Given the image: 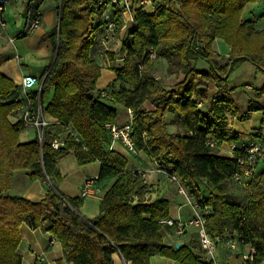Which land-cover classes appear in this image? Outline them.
<instances>
[{
	"label": "trees",
	"instance_id": "trees-1",
	"mask_svg": "<svg viewBox=\"0 0 264 264\" xmlns=\"http://www.w3.org/2000/svg\"><path fill=\"white\" fill-rule=\"evenodd\" d=\"M55 1L51 64L39 79L41 90L30 94L34 104L70 126L74 135L61 138L64 145L57 149L51 146L54 134L45 129L41 140L36 135L22 142L20 131L26 126L9 118L21 101L20 86L0 72V264H21L17 247L22 222L52 233L61 244L63 258L73 264H115L113 253L130 264H147L153 252L181 264H203L186 245L164 244V225L158 220L169 216V201H146L140 174L127 171L126 158L111 149L104 127L118 115L111 102L131 108L136 148L173 173L201 206L210 207L207 231L221 240L235 238L236 245H251L253 264L264 261V165L247 186H237L232 182L236 158L217 154L218 148L205 142L211 135L241 144L231 134L226 116H235L238 109L227 83L243 62L264 75V26H254L261 14L253 18L252 11L246 13L249 4L264 0H153L154 10L137 11L136 26L124 38L126 56L115 69L116 91L95 87L99 70L90 53L96 37L101 38L96 22L92 23V0ZM216 39L228 46L226 58L212 49ZM149 47L155 58H144ZM157 57L166 60L168 72L182 76L168 89L150 74ZM198 61L207 62L208 69L192 64ZM209 81L217 90L201 106L206 92L202 85ZM253 87L255 99L248 101L240 120L252 111H264V102L258 101L264 99V83ZM146 101L151 109L144 108ZM168 113L183 132H169ZM69 152L79 164L100 162L96 180L117 176L100 199L94 218L80 214L79 200L64 197L67 204L59 193L62 175L56 163ZM18 169L27 170L30 179L48 178L50 185L42 199L30 201L7 193Z\"/></svg>",
	"mask_w": 264,
	"mask_h": 264
},
{
	"label": "crops",
	"instance_id": "crops-1",
	"mask_svg": "<svg viewBox=\"0 0 264 264\" xmlns=\"http://www.w3.org/2000/svg\"><path fill=\"white\" fill-rule=\"evenodd\" d=\"M28 0H8L4 10V19L6 27L0 34V72L11 78L17 85L25 74H32L41 79L47 72L53 55V32L57 25L56 3L55 0H35L42 10L39 26L31 33L25 36H18L22 30L27 15ZM111 40L108 44L110 52L106 53L104 45L96 37L94 46L90 53V58L98 67L99 74L95 81L96 90H110L114 88L115 69L120 67L123 62L120 60L124 51V38ZM114 43L117 44L118 51H114ZM226 53L225 55H227ZM118 61L117 63H115ZM120 61V62H119ZM173 75V74H172ZM175 75V74H174ZM264 80V79H262ZM264 83L261 81V84ZM52 92L47 94V101L50 100ZM118 112L117 119L126 121V107L122 104L111 102ZM126 113V114H125ZM42 116L47 124L44 129L54 134L55 137L65 138L72 129L70 126L63 125L48 114L42 111ZM12 121L20 119V113L14 112L9 116ZM229 128L232 135L238 137L239 143H246L251 138L261 139L264 137L262 126L257 122L264 121V111H252L245 120H240L234 116L229 118ZM173 115H166L167 128L170 133L179 132L182 129L176 123L172 122ZM237 125L234 127V123ZM119 122V123H122ZM237 126V128H236ZM254 129L252 131L251 129ZM183 130V129H182ZM257 131V132H256ZM74 133V132H73ZM37 135L33 127H23L20 131V140L27 142ZM111 149L126 158V170L137 172L145 185L146 201L150 202L157 198H165L169 201V217L186 219L192 214L191 207L186 203L185 197L178 192V184L170 176L158 168L146 153L138 150L137 153L129 152L121 142L111 143ZM217 154L230 156L226 144L220 146ZM73 157L75 162L66 161L65 158ZM86 165H93V168H86ZM56 166L62 175L58 183L59 193L66 198L79 200V212L87 218H94L99 213V202L105 192L114 183L117 176L98 178L93 182L94 188L99 190L98 194L80 196L82 184L85 179L98 177L101 164L98 160L79 164L73 152L60 157ZM261 166H258L259 169ZM50 182L47 177L30 179L28 171L18 169L13 171L12 182L7 193L11 196H20L30 201H39L44 197ZM209 195L208 192H204ZM240 198V197H239ZM163 242L166 245L182 242L188 249L198 256V260L203 263V252L194 228H190L182 235H176L171 227H162ZM20 242L17 247V253L21 257V264H73L63 258L60 242L56 237L47 231L34 228L28 222H22L19 227ZM247 251L245 245H236L231 248L226 240L218 241L216 245V257L221 264H247L242 253ZM115 264H121V257L118 253L112 255ZM130 264V262H127ZM147 264H181L173 259L164 257L157 252H153ZM259 264H264L262 261Z\"/></svg>",
	"mask_w": 264,
	"mask_h": 264
},
{
	"label": "built area",
	"instance_id": "built-area-1",
	"mask_svg": "<svg viewBox=\"0 0 264 264\" xmlns=\"http://www.w3.org/2000/svg\"><path fill=\"white\" fill-rule=\"evenodd\" d=\"M7 1L0 0V34L6 27L3 14ZM35 3V0L27 1L26 19L18 36L28 35L39 26L42 10ZM92 4V23L96 22L98 32L100 33L99 38H101V42L105 48H108L107 42L111 38L115 40L123 36V34L128 35L130 33L131 29L136 26L135 13L137 11L151 13L154 10L153 0H92ZM118 23L120 24L119 28ZM125 56L126 52H123L120 60L123 61ZM155 57L156 53L152 47H149L144 53V58L146 59ZM19 86L21 101L12 111L19 112L23 126L33 127L37 132L38 138L41 140L42 132L47 122L42 116L40 104H34L30 94V91L33 89L41 90L39 79L32 74H25L22 76ZM106 94V91L102 92L103 96H106ZM126 110L128 118L126 121L122 123L107 121L104 123V127L110 136L111 143L119 141L129 152L134 154L138 152V149L132 137V110L131 108H126ZM70 133L74 135L73 132ZM205 142L209 147L219 148L223 144L227 145L230 156L236 158L238 165L237 170L232 176V182L240 187L248 185L255 174L259 161L264 159V141L261 139L251 138L248 142L238 145L227 137L220 140L209 135L206 137ZM63 145V139L58 137H55L51 142V146L54 149ZM158 168L166 172L178 184V192L185 197L186 203L192 209V214L186 219H176L168 216L159 218L158 221L164 226L171 227L176 235H182L190 228H194L203 252V264H221L216 257V245L221 240V237L211 235L206 229V217L210 214V207L201 206L194 197L188 195L173 173L159 165ZM96 178L84 180L80 196L98 194L99 190L94 188L93 185ZM62 200L68 204L64 197H62ZM226 241L231 248L236 247L237 242L235 238L230 237ZM245 246L247 247V251L242 253V258L247 264H253L254 248L249 244ZM121 264H127L122 257Z\"/></svg>",
	"mask_w": 264,
	"mask_h": 264
},
{
	"label": "rangeland",
	"instance_id": "rangeland-1",
	"mask_svg": "<svg viewBox=\"0 0 264 264\" xmlns=\"http://www.w3.org/2000/svg\"><path fill=\"white\" fill-rule=\"evenodd\" d=\"M55 3H56V1H55ZM246 8H247L246 13H248L249 11H252V13H250V16H252L253 18L255 16H257L258 14H261V16L259 15L255 19L256 21L258 20V18L260 20L258 22L255 21L254 26L258 27V28H261L262 26H264V2L249 4ZM121 32H123V31H121ZM122 38H123V36H122ZM122 38L120 37V39H122ZM120 39H118V40H120ZM111 40H114V38H111L109 41L111 42ZM119 46H117V44L114 43V51L115 52L118 51L117 49ZM212 49L217 54H220V55L222 54V56L224 58L227 57L228 54L227 55H225V54L228 53V51H229L226 43L220 39H216L213 42ZM117 62L118 61H116L115 63H117ZM192 64H194V66H196L197 68H201V69H205V70L208 69V63L205 61H198V62H195ZM150 74L154 75L155 78H157L158 81L162 84V86H164V88H167V89L172 87L173 84L177 80L182 79L181 75H174V74L172 75L170 72L167 71L166 60L162 57H157L153 61L151 68H150ZM115 76H116V74H115ZM262 79H264V75H262L261 72L257 71L255 69V67L249 62L241 63L233 72L230 73L229 81L227 84L229 86L228 88H230V95L232 96L236 106L238 107L237 112L235 113L236 118L240 119V116H242V114L247 113L246 112V106H247L248 101H250L251 99L252 100L255 99L254 98L255 96L253 94V88H254L253 86H256V87L260 86L261 81L264 82V80H262ZM117 87L119 88V84L117 82H114L115 91L117 90ZM202 87H203V89L206 90V92H205V99H203L201 106H203V103L206 104L211 99L213 93L217 90L213 81H209L205 85L203 84ZM258 101L262 103V102H264V99L260 98V99H258ZM114 104H116V102ZM117 104H120V103H117ZM199 105H200V103H199ZM144 108L145 109H151L152 105L146 101L144 103ZM126 113H127V110H126ZM226 116L230 120H232V118H234V116L231 115L230 113H227ZM125 117H123V119H125ZM123 119H120V118L117 119L116 118L115 122H118V123L122 122ZM257 123H258L257 124L258 126H262V133H264V121L261 122L260 120H258ZM235 125H237V121H235L234 127H235ZM237 126H236V128H237ZM251 130L255 132V130L253 128ZM179 132H183V130L179 129ZM230 138L232 139V136ZM65 159H66L65 162L72 160L73 162H75V164H77L76 161L74 160V158L71 156L67 157ZM261 165H264V159L259 161L257 167L261 166ZM86 168H93V165H86ZM256 173H255L253 178H257ZM201 189H202L203 195H205L204 192H207L206 189L202 185H201ZM145 199H147V198L145 197Z\"/></svg>",
	"mask_w": 264,
	"mask_h": 264
},
{
	"label": "water",
	"instance_id": "water-1",
	"mask_svg": "<svg viewBox=\"0 0 264 264\" xmlns=\"http://www.w3.org/2000/svg\"><path fill=\"white\" fill-rule=\"evenodd\" d=\"M43 81V80H42ZM183 245V243L182 242H175L174 243V246L176 247V248H179L180 246H182Z\"/></svg>",
	"mask_w": 264,
	"mask_h": 264
}]
</instances>
